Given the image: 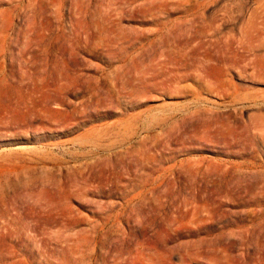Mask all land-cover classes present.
Returning <instances> with one entry per match:
<instances>
[{
    "label": "rangeland",
    "instance_id": "1",
    "mask_svg": "<svg viewBox=\"0 0 264 264\" xmlns=\"http://www.w3.org/2000/svg\"><path fill=\"white\" fill-rule=\"evenodd\" d=\"M0 264H264V0H0Z\"/></svg>",
    "mask_w": 264,
    "mask_h": 264
}]
</instances>
